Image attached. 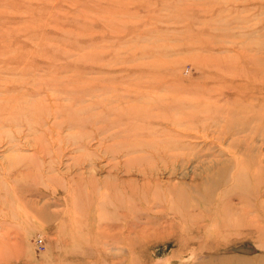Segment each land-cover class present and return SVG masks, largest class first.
I'll return each instance as SVG.
<instances>
[{
	"label": "rangeland",
	"instance_id": "rangeland-1",
	"mask_svg": "<svg viewBox=\"0 0 264 264\" xmlns=\"http://www.w3.org/2000/svg\"><path fill=\"white\" fill-rule=\"evenodd\" d=\"M0 264H264V0H0Z\"/></svg>",
	"mask_w": 264,
	"mask_h": 264
},
{
	"label": "built area",
	"instance_id": "built-area-1",
	"mask_svg": "<svg viewBox=\"0 0 264 264\" xmlns=\"http://www.w3.org/2000/svg\"><path fill=\"white\" fill-rule=\"evenodd\" d=\"M40 242H42V239L40 240Z\"/></svg>",
	"mask_w": 264,
	"mask_h": 264
}]
</instances>
